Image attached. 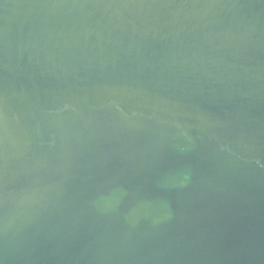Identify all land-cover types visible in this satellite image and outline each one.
Listing matches in <instances>:
<instances>
[{
    "label": "water",
    "instance_id": "95a60500",
    "mask_svg": "<svg viewBox=\"0 0 264 264\" xmlns=\"http://www.w3.org/2000/svg\"><path fill=\"white\" fill-rule=\"evenodd\" d=\"M0 264H264V0H0Z\"/></svg>",
    "mask_w": 264,
    "mask_h": 264
}]
</instances>
